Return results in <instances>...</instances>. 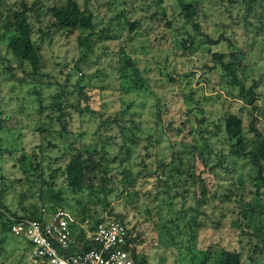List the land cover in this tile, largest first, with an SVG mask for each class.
Listing matches in <instances>:
<instances>
[{"label":"rangeland","instance_id":"obj_1","mask_svg":"<svg viewBox=\"0 0 264 264\" xmlns=\"http://www.w3.org/2000/svg\"><path fill=\"white\" fill-rule=\"evenodd\" d=\"M189 1L193 9L180 13L176 0H78L93 14L94 34L87 45L79 37L89 31L48 28L46 17L38 20L28 12L41 52L40 75L17 67L4 48V35L0 147L6 151L0 152V177L7 186L1 180L0 186L10 210L39 207L36 196L19 205L16 184L9 182L27 179L39 185L35 175L42 174L44 184L61 191L78 216L96 220L111 211L124 222L146 264H199L201 254L218 248L238 252L242 264H264V251L252 255L254 246L264 249L255 231L241 226V211L260 198L254 195L260 186L257 168L230 153L224 137L229 114L241 119L247 147L253 139L250 127L264 135V0ZM22 2L29 7L33 0H1V18ZM186 34L194 42L183 46ZM215 53L232 63L244 92L256 94L251 104L230 98L239 88L212 59ZM124 54L134 61L138 77L119 62ZM55 104H67L71 118L59 120ZM88 151L105 171H87V189L72 193L56 169L77 153L87 159ZM193 173L203 176L207 188L196 220L191 216L200 193ZM130 181L135 194L128 198L122 192ZM251 217L264 238V207ZM189 219L193 227L186 224ZM24 244L8 234L0 264H19Z\"/></svg>","mask_w":264,"mask_h":264},{"label":"trees","instance_id":"obj_2","mask_svg":"<svg viewBox=\"0 0 264 264\" xmlns=\"http://www.w3.org/2000/svg\"><path fill=\"white\" fill-rule=\"evenodd\" d=\"M1 0H0V8H1ZM180 13L186 12L189 10H192L194 7V2H186V0H176L175 5ZM182 11V12H181ZM28 12L34 13L36 18L38 20L41 17H46L48 19V28H54L58 31H66V30H80L82 32L89 31V34L86 36H80L79 39L84 45L89 44L91 41L92 35L94 34V22H93V14L90 10L87 8H82L78 2V0H56L53 3H49V0H33L31 5L27 7L25 3H20L19 9L14 10V12H10L8 15H6L4 18L2 17L1 10H0V41L3 39L4 35L8 36L6 37V44H5V50L10 52L12 59L17 64L18 68H22L23 65L27 66L29 68V74L31 75H40V67L42 64L41 60V52L39 44L33 39V31L31 22L29 21ZM156 13L152 14L151 17L154 19L156 17ZM162 15H165V12L162 11ZM189 20V19H188ZM191 23V27L196 32L199 31L198 24L195 20L191 19L189 20ZM137 25V22H132L129 24L130 30L134 29ZM167 25H172L171 22H167ZM184 28L176 27L175 30L181 31ZM44 34V32H42ZM187 41H180V43L184 46L183 42H187L189 44H192L193 38L190 35L186 34ZM207 41L210 44H216V41H210V39H207ZM185 48V47H184ZM190 48V47H189ZM121 53H123V49H121ZM212 59L217 62L221 67V72H224V76L227 78H230V84H234L239 88V91L237 92V95L234 96L232 92H230L229 95H233L230 98L234 99H242L248 102V104H251L255 100L256 94L252 92L251 90L248 93L244 92V87L241 82H239L236 79V74L233 70H231L232 63H224L222 60V55L215 53L212 55ZM122 62V66L125 68H129L134 76L138 77V70L135 67L134 61L130 60L127 55H123L119 62ZM231 61L237 62L235 59V55H231ZM9 62V61H8ZM77 70H80L77 68ZM74 71V70H73ZM80 72V71H79ZM70 74H67V76ZM82 75V74H81ZM123 77L125 74H121ZM78 83L76 84V86ZM79 87V85H78ZM38 94V92L36 93ZM54 106H57L58 110L60 111V118L59 120L64 119L65 117L71 118L70 113L67 111V104L62 106L61 104H55ZM88 107H85L84 109H78L75 108V111L78 113H82L83 110H87ZM254 119H252L253 123ZM251 123V125H252ZM242 122L241 119L234 115L229 114L224 119V137L226 138V141L228 143V147L230 148L229 152L236 155L237 157H242L251 163L252 166L257 168V174L260 179V186H257L256 192H254V195L259 196L260 198H257V204L253 206L252 204H248V208L241 211L242 214V222L241 226H244L248 229H252L255 231V234L257 235L258 240L261 242L260 247H264V238L262 237V231L261 227L251 220V214L253 212H259L263 210L264 204L262 203V199L264 200V177L262 176V170L264 166V135H262L255 127H250L251 133H253V139L251 140V145L249 143V146L247 147L244 139L242 138ZM48 145H51L52 147H55L54 144H51L48 142ZM206 147V146H205ZM205 149V148H204ZM6 149H2L0 147V152H5ZM106 152L105 150H103ZM202 153V152H201ZM11 152H9V155ZM89 157L87 159L83 158V155L80 153H77L74 157L67 160L65 165L62 167L57 168L56 170L61 173L62 176L65 177V183L70 188L72 193L75 194H82L87 187L86 185V174L87 171H105V168H102V162H94V159L92 157V153L88 151ZM106 156H101L100 160L105 161ZM37 164V163H36ZM37 167V165H35ZM36 169V168H35ZM36 171V170H35ZM40 171V170H39ZM42 174H39L38 176L35 175V179L39 180L40 183L37 185L35 182L32 184L31 182H28L27 179H25V184L21 181V179H15L11 182H9V185L11 186L13 183L16 184L15 187V193L19 195V198L17 200V203L20 205L23 203V200H26L29 197L36 196V199L39 201V207L38 208H25L24 206H20L18 211H20V214L17 210H10L5 205V196H4V190L0 186V255L2 254L3 250V244L6 236L10 234V226L15 220L23 219V218H34L38 216L39 210L41 208H44L46 212H52L57 208H64L71 212L74 216L77 215L75 210L71 208L68 203L66 202V199L62 196L61 191H55L53 188V185L50 183L45 185L44 180L41 176ZM192 179L195 182V185L199 189L200 197L197 200V212L196 215H192L191 219H197V217L200 215L198 212V208L206 201V193L207 188L205 184V179L203 176H200V174H192ZM0 180L2 181V184H5L7 186L6 182L4 181L3 176L0 177ZM101 182H105V179L101 178ZM26 185L25 190L23 191L22 187ZM88 188H93L92 183L88 184ZM261 189H263L261 191ZM29 194H26V192ZM102 192L107 195L109 194V191L106 189H103ZM135 194V188L134 183L132 181L129 182L128 186L125 188V190L122 192L123 196H126L130 198L132 195ZM174 197H176V194H174ZM49 201V202H48ZM108 205V202H106L105 207ZM111 211H108V216L113 217L111 215ZM80 220H90V221H99L101 218H98L96 220H92L89 218H86L85 213L81 214L80 216H76ZM191 219L186 221V224H188V227H193L195 224L191 223ZM122 222L121 220H119ZM194 223V221H193ZM196 223V221H195ZM123 224H125L123 222ZM126 225V224H125ZM127 226V225H126ZM128 228V227H127ZM129 234V241L135 244V239L131 233V231L128 229ZM11 235V234H10ZM12 236V235H11ZM264 249H261L257 246H254L253 250V257H260L262 255V252ZM201 259L199 260V264H209L210 262L212 264H242L241 262V255L236 251H226L223 249H217V251L212 252L211 250H208L201 254ZM23 254H21V258L19 260V264L22 263ZM138 264H146L145 260L141 261L139 260Z\"/></svg>","mask_w":264,"mask_h":264},{"label":"built area","instance_id":"obj_3","mask_svg":"<svg viewBox=\"0 0 264 264\" xmlns=\"http://www.w3.org/2000/svg\"><path fill=\"white\" fill-rule=\"evenodd\" d=\"M10 234L22 240L21 264H138L128 228L104 216L80 220L64 208L39 210L34 218L13 221Z\"/></svg>","mask_w":264,"mask_h":264}]
</instances>
